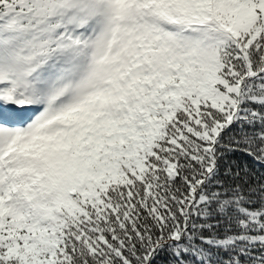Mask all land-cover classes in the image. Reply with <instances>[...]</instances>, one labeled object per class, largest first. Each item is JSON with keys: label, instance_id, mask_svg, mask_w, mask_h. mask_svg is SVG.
Here are the masks:
<instances>
[{"label": "snow or ice", "instance_id": "obj_1", "mask_svg": "<svg viewBox=\"0 0 264 264\" xmlns=\"http://www.w3.org/2000/svg\"><path fill=\"white\" fill-rule=\"evenodd\" d=\"M0 264H264V0H0Z\"/></svg>", "mask_w": 264, "mask_h": 264}]
</instances>
